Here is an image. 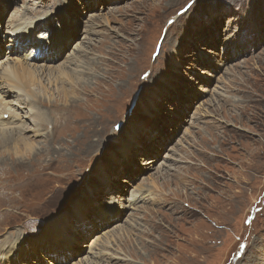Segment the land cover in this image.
Wrapping results in <instances>:
<instances>
[{
    "label": "rangeland",
    "instance_id": "1",
    "mask_svg": "<svg viewBox=\"0 0 264 264\" xmlns=\"http://www.w3.org/2000/svg\"><path fill=\"white\" fill-rule=\"evenodd\" d=\"M44 15L36 36L63 21L68 46L30 62L54 70L26 99L46 125L8 98L33 147L0 152V255L23 241L10 264H264V0H0V73L7 24Z\"/></svg>",
    "mask_w": 264,
    "mask_h": 264
},
{
    "label": "bare ground",
    "instance_id": "2",
    "mask_svg": "<svg viewBox=\"0 0 264 264\" xmlns=\"http://www.w3.org/2000/svg\"><path fill=\"white\" fill-rule=\"evenodd\" d=\"M92 8H93V5H92ZM49 17H50V15L49 16L44 15V16L38 17L36 20H30L27 18V19H21L20 21L13 23V24H9V23L7 24L8 25V28H6V29H8L7 34H8V37L11 38L10 47L8 46L9 48H11V50L9 49V51L12 53V56H14L15 54H17L19 56V53H21L20 58L19 57H16V58L25 64L21 63L20 61H17L16 59L14 61L12 60V62H10V60H11L10 58L12 56H10V57L8 56L6 58V61L3 63L2 68H1V73H0V83L1 84L0 85L3 86V84H4V86H3V88L0 87V152H2V151L11 152V151L16 150L15 154L17 155L18 149L23 148L26 152H31L32 147H33V144H32L33 142L31 143L30 138L27 136H24L21 133L24 131V129L22 126V121L20 119V114L18 113V110L14 109L13 106L8 101V98L11 97L12 93H17L19 96H21L22 99L25 100V101L21 102V104H25L27 106V111H28L27 112L28 116L26 117L27 119L34 120L35 123L37 122V125L44 126L47 124L46 121H48V120L45 117L46 115H44V114H42V112L36 110L35 107L32 106V102L27 101L26 99H29L30 97L31 98L35 97V94L32 93L31 91H29L28 88H29V86H31L30 84H35L38 81L41 73H42V75L45 74V72L43 70H45V71L49 70V72L54 71L53 69L47 68L46 66L43 68L34 67V65L32 66L31 63L35 60L42 58L41 56L44 55L45 57L43 56V60L42 59L41 60L42 61L45 60L44 62H49V63L53 64V63H55V61H58L61 57L64 56V50L67 49V46H68V43L66 42L68 40L67 35H65V32H66L65 27H67V26H64V23L61 20L60 21H61V24L63 26V30L58 28V30H57L58 35H57L56 31H53V34L51 33L49 36L46 35L45 33H43L44 31H41L40 34L38 36H36V34H35L36 28H40L42 26H45L44 21H49L50 20ZM55 23L58 24L59 22H55ZM40 29H43V28H40ZM28 31H30V33H28ZM49 37H55V38H54V40H51ZM56 72L61 77L64 76L63 79H69L70 81H72V78H76L75 73H77V72L73 71L74 74H72V73L69 74L63 68H61L60 70H58ZM50 75H52V74H50ZM59 81H62L61 82L62 86L65 84V83H63V80L61 78H56L55 83L56 82L58 83ZM62 91H63L62 92L63 95L65 96L64 99L67 100L68 91L66 92V90H64V88ZM81 91L90 93L89 88L87 86H84V85L81 88ZM72 102L75 103L76 101H72ZM66 103L67 102H65V104ZM69 103H71V102H69ZM49 105H51V103ZM73 105H75V104H73ZM54 106H57V105H54ZM64 107H67V106H64ZM58 124L59 123H55L54 125L58 126ZM18 130H21V132H19ZM17 131L20 133L18 135V138H16V136L14 135L15 132H17ZM52 133H53L52 135L55 134V132H52ZM43 157L44 156L41 155L35 159L43 158ZM2 160H4L2 162V164H4L3 166H5V164L8 160L7 159H2ZM10 160H12L13 164L17 163V165L25 162V161L15 160L14 158H12ZM33 160H31V161H33ZM38 163H39V161H38ZM40 164H41V162H40ZM47 165H48V163H47ZM7 167H8V165H7ZM52 167H49V168H52ZM1 171H2V169H1ZM2 189L6 190V187L1 186L0 187V193H1ZM114 210L115 209L111 210V212H113ZM110 215L113 216L112 214H110ZM57 219H59V218H56L55 221ZM118 220H119V218L111 220L110 224H113V223L117 222ZM55 221H52V223H50V225L54 224ZM107 224H108L107 220H104L103 225L99 226V228L102 229ZM16 236H17V234H16ZM17 239H18V237H17ZM15 240L13 239V241H15ZM11 243H13L11 240H6V241H3L2 245L7 246ZM21 245L24 246L23 241L18 242V246L12 251L11 254L0 255V264H10V262L14 258V255L16 252L19 251L20 253H23L25 251V248L23 249ZM53 249H54V247H51L48 250L51 251ZM72 254H73L72 249L70 250L69 254L68 253L62 254V252H60V251H56L55 254H49L48 253V255H50V256L55 255V257L57 259L60 257H63L64 260H68L69 256ZM104 256H105V253L99 252L98 254H94V256H93L94 258L91 260L103 259ZM91 260H88L85 263L86 264H92Z\"/></svg>",
    "mask_w": 264,
    "mask_h": 264
}]
</instances>
